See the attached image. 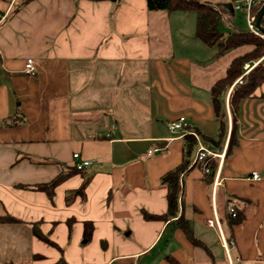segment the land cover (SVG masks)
Returning <instances> with one entry per match:
<instances>
[{"label":"crops","instance_id":"crops-1","mask_svg":"<svg viewBox=\"0 0 264 264\" xmlns=\"http://www.w3.org/2000/svg\"><path fill=\"white\" fill-rule=\"evenodd\" d=\"M175 12L187 13L145 0H0V218L16 220H0V264H264V82L234 115L228 90L221 130L209 89L228 63L189 26L171 45ZM179 115L224 152L218 176V158L208 177L192 163L194 138L167 129ZM74 153L91 165L72 172ZM182 162L176 216L160 218L162 177Z\"/></svg>","mask_w":264,"mask_h":264},{"label":"trees","instance_id":"trees-1","mask_svg":"<svg viewBox=\"0 0 264 264\" xmlns=\"http://www.w3.org/2000/svg\"><path fill=\"white\" fill-rule=\"evenodd\" d=\"M28 1V0H26ZM116 1V0H112ZM264 0H261L263 2ZM148 10H162L166 12L179 10V11H192L196 15L195 20V36L200 39L204 44L209 47L216 46L215 56L219 57L223 55L227 50L246 46L247 49L243 53L231 58L229 61L224 75L216 79L210 86V101L214 107L215 117L220 123L221 130L225 129V110H224V97L228 93V105L230 112L234 115L239 108L240 101L246 97H249L253 91L264 82V41L257 36L247 31H238L234 28L232 31L224 33L220 29V23H226L232 20L233 11L229 8V5L223 1H217L212 3L210 1L201 0H145ZM262 25H264V17L262 19ZM263 56V57H262ZM256 64L245 73V65L256 61ZM238 78H240L238 80ZM236 120L233 116L231 124V132L228 138L227 148L225 154H227L231 148L236 144ZM222 132V131H221ZM189 138V141L193 140V136L185 134ZM210 172L207 175L211 177L215 171L217 160L215 158L209 159ZM74 168V167H73ZM186 168V162H182L173 170L169 171L162 177V181L167 185V212L160 218H167L168 216H176L178 210V184L182 173ZM72 172H79L73 170ZM66 175H63L65 177ZM60 177L56 178L52 183L39 185L38 187L44 188L48 191ZM83 186L78 190L81 192ZM148 218L156 216L147 214ZM226 219L232 224L241 219V214L236 211L235 216H231L226 213ZM2 221L15 222L14 218L3 216L0 218ZM176 224L183 229L188 235L189 239L195 245L204 246L200 241L195 239L187 229L185 222L181 217L176 218ZM87 226V224L85 223ZM87 228V227H86ZM34 233L37 237L43 238V235L37 229H34ZM88 231L85 232V237L88 236ZM34 258L41 260L40 255H34ZM38 264H69L63 258H59L54 262H43Z\"/></svg>","mask_w":264,"mask_h":264},{"label":"built area","instance_id":"built-area-1","mask_svg":"<svg viewBox=\"0 0 264 264\" xmlns=\"http://www.w3.org/2000/svg\"><path fill=\"white\" fill-rule=\"evenodd\" d=\"M224 3L229 5V8L231 11L239 10L245 15L246 24H247V30L252 33L253 35L261 38L264 40V34L260 33L259 30L255 27L253 23V6L257 4V2L261 0H221ZM7 14H0V23L6 18ZM246 66V65H245ZM248 67V65H247ZM246 67V68H247ZM24 72L28 75H34L35 74V66H34V60L32 58H28L25 62L24 66ZM240 79V78H239ZM238 79V80H239ZM167 129L171 133H176L178 136H184L185 134H190L193 136L195 143H196V151L195 155L192 159V163H200L202 165V171L203 173L207 174L210 172V165H209V159L218 158L219 159V165L217 166L215 174L218 176L219 166L221 161L224 157V152L219 153L214 150H211L205 142L200 140V138L195 134V132L190 131L187 125V121L184 115H179L175 119L169 120L166 123ZM159 148H154L153 150H148V153H151L152 151H158ZM79 157L78 153L73 154L74 160H76L73 164V167L77 171H81L91 165V161L87 159L77 160ZM251 178L259 179L260 176L253 172L251 174ZM225 210L231 215L235 216L236 210L231 204H227L225 207ZM217 220V219H215ZM208 226L214 225V220H208L207 221ZM134 264V263H131Z\"/></svg>","mask_w":264,"mask_h":264},{"label":"rangeland","instance_id":"rangeland-1","mask_svg":"<svg viewBox=\"0 0 264 264\" xmlns=\"http://www.w3.org/2000/svg\"><path fill=\"white\" fill-rule=\"evenodd\" d=\"M201 1H210V2H212L214 4L217 1H221V0H201ZM261 4H262V2L259 1V2H257V4H255L253 6V9H252L253 10V14L259 9ZM190 16L191 17L193 16L194 20H191L189 18ZM189 19H190V21H189ZM161 21L164 22V20H161ZM194 25H195V13L192 12V11H187V13H184V14L180 13V12H175V17H170L169 16V18H168V27H169V39H170L171 45H173V43H176L178 45L177 47H179L183 43L181 41L183 39V36L187 35L186 27L189 26L190 29H195ZM183 28H185V29H183ZM234 28H236L238 31H243V32L247 31V24H246L245 15H244V13H242L239 10H235L233 12L231 21H229V22L227 21L225 24L224 23H220V29L224 33L230 32ZM262 41H264V40H262ZM205 48L209 52H210V50H213V51L215 50V52H216V46H213V47H209L208 46V47H205ZM246 49H247L246 46H239V47L231 48V49L227 50L223 55L217 57L214 60V62H216L215 64L217 66L221 67V65H224L225 63H229L231 58L243 53L244 51H246ZM203 55H205V52H204ZM257 61L258 60L250 63V65L248 67H247L248 64H246L245 68L247 67V69H245L246 70L245 73H247L252 68V66L256 64ZM82 241H84L83 238H82ZM112 264H118V263L114 262ZM135 264H142V259L140 257L135 259Z\"/></svg>","mask_w":264,"mask_h":264},{"label":"water","instance_id":"water-1","mask_svg":"<svg viewBox=\"0 0 264 264\" xmlns=\"http://www.w3.org/2000/svg\"><path fill=\"white\" fill-rule=\"evenodd\" d=\"M264 17V1L259 9L255 12L253 17V23L260 33L264 34V25H262V19Z\"/></svg>","mask_w":264,"mask_h":264}]
</instances>
